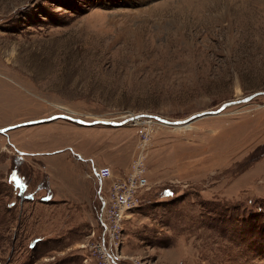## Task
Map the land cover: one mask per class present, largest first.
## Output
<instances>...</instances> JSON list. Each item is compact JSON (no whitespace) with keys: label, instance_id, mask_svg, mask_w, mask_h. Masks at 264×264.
<instances>
[{"label":"rangeland","instance_id":"obj_1","mask_svg":"<svg viewBox=\"0 0 264 264\" xmlns=\"http://www.w3.org/2000/svg\"><path fill=\"white\" fill-rule=\"evenodd\" d=\"M263 92L264 0H0V129L148 116L0 134V264H264V95L242 101ZM46 156L70 175L54 198L30 183ZM130 176L107 260L100 198L109 222Z\"/></svg>","mask_w":264,"mask_h":264},{"label":"built area","instance_id":"obj_2","mask_svg":"<svg viewBox=\"0 0 264 264\" xmlns=\"http://www.w3.org/2000/svg\"><path fill=\"white\" fill-rule=\"evenodd\" d=\"M94 178L99 182V185L102 181H107L109 179L110 171L107 167L97 168L92 170ZM143 180L136 178L135 176H130L126 182L123 183H111L108 186L109 198L107 201L108 207H106L105 214L109 222L103 218L102 209L106 202L100 198V209L99 215L97 216V224L100 229V238H99V247L104 258L113 259L111 251L105 250L104 245H106L104 235L106 232L114 231L118 228V222L121 219L122 213L128 211L136 206L135 200L132 197L133 191L137 186H142ZM99 196V195H98ZM111 261V260H110ZM113 263V262H112Z\"/></svg>","mask_w":264,"mask_h":264},{"label":"crops","instance_id":"obj_3","mask_svg":"<svg viewBox=\"0 0 264 264\" xmlns=\"http://www.w3.org/2000/svg\"><path fill=\"white\" fill-rule=\"evenodd\" d=\"M43 153V152H41ZM44 156V155H43ZM52 156H46V157H40L41 159H36V160H33L34 163H31V168L32 166L35 164L37 166V168H43V173H41V175H39L38 173H34L33 171V177H32V180L30 178V183H34L33 185L37 184L40 182V181H43L44 182V185L47 189H51V194H52V198H54V194L56 193L55 190L57 191H60L61 189L63 190L67 183H68V177L70 175H68V171L69 170H65L63 167L64 165H61L60 163L61 162H55L52 158ZM73 162H75L74 164H72V168L73 169H76L75 167L76 166V161L73 160ZM33 164V165H32ZM39 171V169H38ZM42 176V179H40V181L38 182V177L40 178ZM74 177H77V174H73ZM86 176V175H85ZM79 177V176H78ZM87 177V176H86ZM37 179V181H35ZM76 180V178H75ZM77 181V180H76ZM94 182L95 184L97 183L98 184V181L94 178ZM78 187L79 188H83L84 192H88V186L86 187V185L84 183H81V182H78ZM76 191V190H75ZM75 191L72 192V196L69 195L70 197L67 199V198H62L72 204H77V203H84L85 200H79V199H74L75 198ZM65 192V190H64ZM74 199V200H70V199ZM90 199V195H89V198L87 199V201H89ZM72 201V202H71ZM87 203V202H85ZM21 208L23 209V205L21 206Z\"/></svg>","mask_w":264,"mask_h":264},{"label":"water","instance_id":"obj_4","mask_svg":"<svg viewBox=\"0 0 264 264\" xmlns=\"http://www.w3.org/2000/svg\"><path fill=\"white\" fill-rule=\"evenodd\" d=\"M257 95H264V92L263 93L252 94V95L246 97L245 99H243L242 101H248L252 97L257 96ZM230 103H232V102H227V103L222 104L215 111L196 114V115L190 117L189 119H187L185 121H172V122H169V121L160 120V119H158V120L160 122H162L163 124H165V125H170V126L181 125L182 123H185V122L188 123V122H190L192 120H195V119H198V118H201V117H204V116L217 115L219 113V111L224 109L226 106H229ZM232 104H234V103H232ZM146 117L148 118V116H146V115H135L134 118L140 119V118H146ZM56 119H62V120H65V121H68V122H71V123H74V124H77V125H83V126L103 125V126L120 127V126L124 125L125 123L131 121L132 117L124 119V120H122L120 122H113V121H107V120H95V121L86 122V121H82V120H79V119H76V118H72V117H69V116H66V115H52V116H49V117L44 118V119L27 121V122H23V123H20V124L13 125V126H8V127H5V128H2V129H0V134H4L7 130H10V129H14V128L22 127V126H31V125L41 124V123H48V122L54 121ZM18 154L21 155L23 153L18 152ZM23 188H24L23 186H18V191L21 192Z\"/></svg>","mask_w":264,"mask_h":264},{"label":"trees","instance_id":"obj_5","mask_svg":"<svg viewBox=\"0 0 264 264\" xmlns=\"http://www.w3.org/2000/svg\"><path fill=\"white\" fill-rule=\"evenodd\" d=\"M30 157V156H29ZM94 179V178H93ZM14 185H15V187H16V189H17V186H20V184H23L22 182H19L18 181V178L16 177L15 179H13L12 181H11ZM44 185V182L43 181H40L39 183H38V186L39 187H42ZM98 185H99V182H98ZM24 187V186H23ZM25 188V187H24ZM40 190V189H39Z\"/></svg>","mask_w":264,"mask_h":264},{"label":"bare ground","instance_id":"obj_6","mask_svg":"<svg viewBox=\"0 0 264 264\" xmlns=\"http://www.w3.org/2000/svg\"><path fill=\"white\" fill-rule=\"evenodd\" d=\"M230 105H233L232 103H230ZM229 105V106H230ZM227 107V106H226ZM138 120V118L136 119V118H134L133 116H132V119H131V121H134L136 124H138L139 122V120ZM181 125H183V124H181ZM180 126V125H179ZM181 127H183V128H188L189 127V124H187V123H185L183 126H181ZM180 127H178V125H177V127H176V129H179Z\"/></svg>","mask_w":264,"mask_h":264}]
</instances>
